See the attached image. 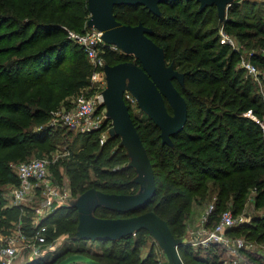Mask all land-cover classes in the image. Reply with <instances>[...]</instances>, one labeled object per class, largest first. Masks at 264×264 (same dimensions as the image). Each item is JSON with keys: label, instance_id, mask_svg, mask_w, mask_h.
<instances>
[{"label": "trees", "instance_id": "trees-1", "mask_svg": "<svg viewBox=\"0 0 264 264\" xmlns=\"http://www.w3.org/2000/svg\"><path fill=\"white\" fill-rule=\"evenodd\" d=\"M261 4L234 0L230 6L227 29L237 37L242 49L264 48ZM160 9L161 14L155 15L144 6L124 5L116 6L114 14L120 22L133 25L131 13L138 12L144 25L151 24L149 36L163 49L166 63H174L184 75L183 84L173 82L186 99L188 120L168 145L162 142L153 120L141 112L144 117L135 121L129 107L153 165L156 192L146 208L138 212L126 215L103 206L96 208L95 216L121 218L153 211L166 222L174 239L179 237L177 230L185 235L179 239L183 243L187 229L181 227L195 207L205 211L214 200L215 210L208 223L212 227L227 209L242 213L247 208L250 191L255 190L248 213L250 222L229 233L264 242V134L255 121L244 116L252 110L263 118L264 102L259 87L237 66V52L220 43L217 30L221 22L216 6L201 10L196 0H180L161 3ZM89 17L87 0H0V182L7 177L8 162L25 160L47 145L55 132V127L47 126L51 112L67 97L94 93L95 89L90 87L94 66L83 45L69 36V32L86 33L90 29ZM100 54L107 65L138 62L109 46H103ZM253 60L264 70V57ZM166 105L172 112L168 102ZM100 133L81 134L94 137L99 149L70 156L66 164V173L72 178V195L74 191L78 197L90 188L134 195L140 184L135 181V169L129 166L127 149L121 145L119 136H110L100 145ZM111 147L114 150L107 153ZM95 156L104 168L97 170V166H92V169L95 175L105 178L91 183V167L82 161L93 163ZM5 203L0 191V231L10 224L17 225L23 213L15 206L4 208ZM257 209L262 210L261 214L255 215ZM74 213L77 209L73 204L55 208L44 223L48 226L49 241L60 239L58 254L25 264H59L73 254L91 257L101 264H152L149 257L141 255L152 240L147 231L139 229L136 234L119 239L93 241L94 246L88 247L89 241L77 236L78 213L73 217ZM2 218L9 223L6 228L2 226ZM179 223L180 227L174 230ZM32 227V219L26 218L22 229L32 234ZM178 250L184 264H219L216 255L200 258L191 254L190 246L180 245ZM245 255L249 264L250 259L255 264H264V255L259 252L245 251Z\"/></svg>", "mask_w": 264, "mask_h": 264}, {"label": "water", "instance_id": "water-1", "mask_svg": "<svg viewBox=\"0 0 264 264\" xmlns=\"http://www.w3.org/2000/svg\"><path fill=\"white\" fill-rule=\"evenodd\" d=\"M180 0H87L90 17L89 28L102 32L103 40L117 47L121 52L133 56L136 61H125L115 65H106L105 107L108 119L112 120L111 136H119L121 145L127 149L131 167L138 173L135 181L141 191L134 195L111 194L96 188L82 193L73 206L78 213L77 236L81 239L101 241L119 239L133 235L137 230L146 228L152 235L159 233L173 264H184L178 247L182 241L175 240L166 222L155 212L146 211L137 215L121 218H98L92 214L90 202L103 205L121 214H132L145 209L156 192V180L153 165L147 150L132 120L124 94L129 91L137 100L139 108L160 130L164 144L171 145L172 137L178 135L188 120V105L184 96L174 85V80L184 82V75L174 66L167 64L163 49L149 36L151 29L139 23L124 24L117 20L116 6H144L155 15L161 14V3ZM189 1V0H186ZM200 9L216 6L222 20L234 0H196ZM169 103L170 112L166 105ZM101 264L91 257L73 254L59 264L75 262Z\"/></svg>", "mask_w": 264, "mask_h": 264}, {"label": "built area", "instance_id": "built-area-1", "mask_svg": "<svg viewBox=\"0 0 264 264\" xmlns=\"http://www.w3.org/2000/svg\"><path fill=\"white\" fill-rule=\"evenodd\" d=\"M69 36L83 45L90 63L94 66L90 87L95 91L90 96L85 93L79 94L75 105L69 110L51 112L49 124L53 127L62 126L82 135L101 132L99 141L101 145H104L111 136L110 130L113 124L112 120L108 119L105 107L104 91L107 85L105 66L107 64L100 50L103 46H109L112 50L119 49L107 44L103 40L102 32L97 29L90 28L83 34L69 32ZM220 42L234 45L233 40L224 34H221ZM243 67L249 75L257 77L258 69L253 63H243ZM124 99L132 110L141 111L136 98L129 91L125 92ZM244 114L251 117L264 134V119L255 116L252 110ZM16 174L18 183L12 188L10 202L22 212L29 209L35 211L36 214L32 219L34 231L32 234L25 233L22 229L23 221L20 220L17 225L7 229L6 235L0 232V264H25L34 259L54 256L60 246V239L49 241L48 226L44 222L52 215L55 208L69 205L72 198L70 187H61L50 175L49 162L45 159L38 158L19 164L16 167ZM254 194L255 190H252L249 204H252L250 202ZM214 210L213 200L202 213L199 227L187 229V239L183 240L182 245L198 250H207L221 245L227 250L229 264H249L245 251L259 252L260 255H264V242L233 237L229 233L230 230L250 221L248 214L250 209L246 208L239 214L227 209L215 225L208 227L210 215ZM72 264L86 263L78 261Z\"/></svg>", "mask_w": 264, "mask_h": 264}, {"label": "rangeland", "instance_id": "rangeland-1", "mask_svg": "<svg viewBox=\"0 0 264 264\" xmlns=\"http://www.w3.org/2000/svg\"><path fill=\"white\" fill-rule=\"evenodd\" d=\"M239 1L242 2L243 0H239ZM253 1L259 2V5L261 4V2H263L262 0H253ZM229 10H230V7L228 8V10L226 12L225 17L222 20L220 19L221 24L218 26L217 34H219L220 39H221V34H224L233 40L234 45L232 46L229 44V46H231V49H233V51H236L237 54L239 55V63L237 66H239V68H241V70L245 71L244 72L245 76L250 77L251 75H249L246 72V69L243 67V63L251 62L257 67V69H258L257 77L251 76V78L254 80L255 84L259 87V93L261 95L262 101L264 102V70H262L260 67H258L257 64L253 60L255 57H259V56L264 57V48H258L257 50L252 49V51H250V50L242 49L239 46L237 37L233 34L232 31H229L227 29L226 24L229 21ZM261 12H262V15L264 17V5H262V7H261ZM131 15H133V25L143 23V20H142L143 17H141L138 12L131 13ZM145 24L148 27L150 26L149 28L151 29L150 23H145ZM87 27H88V25H87ZM160 32H163V29H160ZM75 102H76L75 96L74 97H67L61 103V106H59V108H57V110L58 111L59 110H64V111L69 110L75 105ZM98 109H100V107H98ZM131 112L134 115L135 121H137L136 120L137 118L144 117V114L141 113L140 110H132ZM253 114L255 116H257L254 112H253ZM244 116H245V114H244ZM246 117L252 119L249 116H246ZM262 117L263 118H260V119H264V116H262ZM47 126H51V125L48 123ZM38 129H40V127ZM96 141L97 140L94 137L86 138L85 136H82L81 134L76 133L74 131H68L66 128H64L62 126H55V132L53 134H51L50 137L48 138L47 145L44 148L39 149L40 152L38 154L33 155V156H31L25 160H12L6 164L7 166L5 167V171H6L7 177L5 178L4 181L0 182V191L2 192L3 198L5 199V202H6L4 205V208L13 207L11 205V202H10V194H11L12 188L16 182V167L19 164H21L23 162L30 161V160L38 159V158L45 159L49 162L50 175L56 179V182H58V184L61 187L67 186V187L71 188L72 178L70 175H68L66 173V170H65L66 164H68L67 162H68L69 158L74 157L75 154H90V153L97 152L99 147L97 145L98 141L97 142ZM90 144H94V145L90 146ZM99 144H100V141H99ZM112 150H114L113 147H111L110 150H106V151H107V153H111ZM95 159L96 160L93 161V163H91L89 160L82 161L85 166L91 167V168L89 167L90 168L89 173L92 175V177L89 180L91 183H94V182L99 181V180H103L105 178L104 176H98V173H97V175H95L96 173L92 169V166H97V168H98L97 170H102L104 168L103 164H101L99 162V159L96 158V156H95ZM130 164H131V160L129 162V166H130ZM138 176H139V173L135 169V178H138ZM9 178L11 180L8 181ZM12 180H13V182H11ZM72 188H73V184H72ZM140 191H141V186H140L139 191L135 194H138ZM251 192L252 191H250V193ZM74 193L75 192L73 191V195H72L73 201L69 205L74 204L75 201L79 197V196L77 197ZM120 193L125 194V191H120ZM211 202H213V200ZM93 204L94 203L91 201L89 205H91L92 214L95 216L96 215L95 213H97V209L102 208L103 205H97L96 207H93L94 206ZM246 205H247L248 209H251L252 204H249V201H247ZM259 210H261V209H257V212L255 213V215L261 214V212ZM203 211H204V209H200V208H196V207L193 210H191V214L189 215V217L187 219H184V218L181 219V220L184 219V221H183L184 226H182L181 229H183V227H184V229H196L197 227H199V220H200V217H201ZM34 213H35V211H32L30 209L25 210L22 213L21 220L25 222L26 218L29 220L33 219ZM76 214L77 213H74L73 217ZM95 217H97V216H95ZM1 222L4 224L2 226L5 228L9 225L8 222L5 223V220L3 218L1 220ZM181 223H182V221H181ZM14 226L10 224L9 228L14 227ZM178 227H180V223L177 224L176 227H173V229L175 230V228H178ZM7 228H6V230H4V228H2L0 232L2 234L6 235ZM142 230L147 231L151 235L152 240H150V242H148V244L146 245L147 248H144L143 250L141 249L142 250L141 255L143 257H149L150 262L152 264H173L168 251L166 250L164 244L162 243V239H161V236L159 235V233L156 231L155 235L154 234L152 235V233L149 230H147L146 228H143ZM77 232H78V228H77ZM176 234H177V236H179V237H176V239H175L177 241L180 238H182L183 236H185L184 234H182V232L180 230H177ZM134 236H133V238H134ZM237 237L245 238L242 236H237ZM144 238H146L145 235L143 236V240H144ZM185 239H187V237ZM248 240L254 241L251 239H248ZM84 244L86 246V243H84ZM88 245H90V246L92 245V240H90L87 243V246ZM92 246H94V245H92ZM59 247L57 249V254L59 252ZM92 248H95V247H92ZM148 251L149 252L152 251L153 254L149 255L150 253L148 254ZM191 252H192L191 254L198 256L200 258H206L207 256L212 258V256L216 255L217 256V262L219 264H229V261H230L228 259L227 250L225 248H223L221 245H217V246L209 248L207 250L206 249H199L198 250V249L192 248ZM54 258H56V257H54ZM65 258H63L62 260H64ZM62 260H60V262ZM250 263L255 264L254 262L251 261V259H250Z\"/></svg>", "mask_w": 264, "mask_h": 264}, {"label": "crops", "instance_id": "crops-1", "mask_svg": "<svg viewBox=\"0 0 264 264\" xmlns=\"http://www.w3.org/2000/svg\"><path fill=\"white\" fill-rule=\"evenodd\" d=\"M73 201V197L71 198V201H70V203ZM29 209V208H28ZM32 210V209H31ZM32 211H34V210H32ZM35 214L36 213H34V216H35ZM88 241H90V240H88ZM93 242V241H92ZM90 245H88V247H89Z\"/></svg>", "mask_w": 264, "mask_h": 264}]
</instances>
